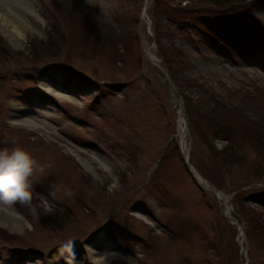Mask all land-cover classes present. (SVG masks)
<instances>
[{
    "label": "rangeland",
    "instance_id": "374dc122",
    "mask_svg": "<svg viewBox=\"0 0 264 264\" xmlns=\"http://www.w3.org/2000/svg\"><path fill=\"white\" fill-rule=\"evenodd\" d=\"M24 1L18 31L0 3V150L44 167L0 201V264H264V0Z\"/></svg>",
    "mask_w": 264,
    "mask_h": 264
},
{
    "label": "clouds",
    "instance_id": "9594fccd",
    "mask_svg": "<svg viewBox=\"0 0 264 264\" xmlns=\"http://www.w3.org/2000/svg\"><path fill=\"white\" fill-rule=\"evenodd\" d=\"M43 167L21 149L0 150V201L29 203L34 191L33 177Z\"/></svg>",
    "mask_w": 264,
    "mask_h": 264
},
{
    "label": "trees",
    "instance_id": "16d2710c",
    "mask_svg": "<svg viewBox=\"0 0 264 264\" xmlns=\"http://www.w3.org/2000/svg\"><path fill=\"white\" fill-rule=\"evenodd\" d=\"M237 0H214L215 4L218 5H222V6H228L230 4H234ZM243 2V1H241ZM240 2V3H241ZM201 28H203V26H201ZM172 45H170L169 47L165 48V51L162 50V53L164 55V59H165V63L166 65L169 67L170 71H172V66L173 64H175L176 62H180L179 58H180V54L176 51H173ZM173 52V55H172ZM173 56L175 58H173ZM250 103H247V105H249ZM219 108V107H218ZM250 110L252 111V109H254V107L251 108H245V110ZM216 111V110H215ZM245 112V111H243ZM210 115V114H209ZM235 118L237 117L236 115H234ZM212 117V120L210 121ZM209 118V119H208ZM238 118V117H237ZM202 119H204V123L205 125L210 129L213 137H219V136H228V132L231 129V127L235 126V121H233V123H230V120L228 117H225L224 115L222 116L221 114L215 113V115L208 117L207 115L205 117H203ZM210 121V124L208 123L207 120ZM252 118L250 116H246V113L242 114V117L238 118V123L239 126L241 125V130H247L249 128V130L252 128V130L255 132V134L253 133V137L257 136V137H261L262 134L260 132L259 129L262 128V126H260L259 124H261V122H259L258 120H252L250 121ZM258 121V125L256 124V122ZM244 131V132H245ZM248 133H245V135H247ZM259 134V135H258ZM258 138V139H259ZM260 140V139H259ZM230 149L232 150V146L230 145L225 151H230ZM263 205H264V198H257Z\"/></svg>",
    "mask_w": 264,
    "mask_h": 264
},
{
    "label": "bare ground",
    "instance_id": "6f19581e",
    "mask_svg": "<svg viewBox=\"0 0 264 264\" xmlns=\"http://www.w3.org/2000/svg\"><path fill=\"white\" fill-rule=\"evenodd\" d=\"M0 3L5 5L7 8L6 11L3 13V15L1 16L3 22L7 27H11V29L18 31V23H16L15 20L23 21L20 15V11H22L21 7H26L27 5L26 2L24 0H0ZM7 12L10 13V16L7 15L6 17V15L4 16V14H6ZM183 125H184V120L182 117H180L179 127L181 128V131L184 128ZM219 196L222 200L227 199L221 193H219ZM0 212L4 215L3 217H5L6 224L16 227L23 223L22 218L10 210H6L3 207H0Z\"/></svg>",
    "mask_w": 264,
    "mask_h": 264
},
{
    "label": "water",
    "instance_id": "95a60500",
    "mask_svg": "<svg viewBox=\"0 0 264 264\" xmlns=\"http://www.w3.org/2000/svg\"><path fill=\"white\" fill-rule=\"evenodd\" d=\"M183 112H184V111H183V108H181V110H180V115H181V117H182V115H183ZM201 180H202V179H201ZM202 181L204 182V180H202ZM204 183H205V182H204ZM212 190L215 191L218 195H219V193L222 194V192L218 191L217 189H215V188H213V187H212ZM219 197H220V196H219ZM227 215H228L229 218H231V220H234L232 217L229 216V214H227ZM238 229H239V233L242 234V229H241L240 226L238 227ZM242 248H243V247H242Z\"/></svg>",
    "mask_w": 264,
    "mask_h": 264
}]
</instances>
